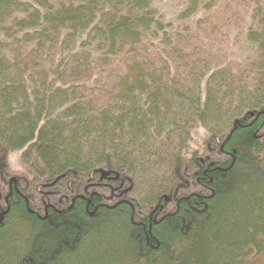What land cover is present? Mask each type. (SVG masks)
<instances>
[{"label": "trees", "instance_id": "trees-1", "mask_svg": "<svg viewBox=\"0 0 264 264\" xmlns=\"http://www.w3.org/2000/svg\"><path fill=\"white\" fill-rule=\"evenodd\" d=\"M11 177L0 264L264 253V0H186L173 23L153 0H0V188Z\"/></svg>", "mask_w": 264, "mask_h": 264}, {"label": "rangeland", "instance_id": "rangeland-1", "mask_svg": "<svg viewBox=\"0 0 264 264\" xmlns=\"http://www.w3.org/2000/svg\"><path fill=\"white\" fill-rule=\"evenodd\" d=\"M154 6L159 10L165 21L169 23H173L176 20V17L180 14L183 7L185 6L186 0H153ZM236 34L228 35V31L226 29H222L221 33L217 35V37L213 38L214 44L228 48L232 54L236 56H240L239 47L240 42L238 43L235 39ZM237 51V52H236ZM248 54H250L249 50H246ZM242 53V52H240ZM207 138V135L204 131L199 130L195 133V141H201ZM5 168L7 171L11 172L12 176H18L23 173V164L21 161V153L11 154L6 162ZM16 177H11L10 181L15 179ZM0 194H7L8 185H1ZM174 206L172 204L169 206V211H172ZM244 264H264V253L255 254L250 256V258L243 261Z\"/></svg>", "mask_w": 264, "mask_h": 264}, {"label": "flooded vegetation", "instance_id": "flooded-vegetation-1", "mask_svg": "<svg viewBox=\"0 0 264 264\" xmlns=\"http://www.w3.org/2000/svg\"><path fill=\"white\" fill-rule=\"evenodd\" d=\"M14 190H17V181L11 180V182H9V184H8V192H9V194L12 195ZM5 200L8 201V197H6ZM4 213L5 212H4L3 208H0V220H2Z\"/></svg>", "mask_w": 264, "mask_h": 264}, {"label": "water", "instance_id": "water-1", "mask_svg": "<svg viewBox=\"0 0 264 264\" xmlns=\"http://www.w3.org/2000/svg\"><path fill=\"white\" fill-rule=\"evenodd\" d=\"M99 172H100L102 181L110 178V173L109 172H106L104 170H101ZM13 181H16V179H13Z\"/></svg>", "mask_w": 264, "mask_h": 264}]
</instances>
